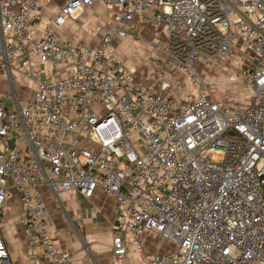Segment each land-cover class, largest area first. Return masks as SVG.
Returning <instances> with one entry per match:
<instances>
[{
	"label": "built area",
	"instance_id": "1",
	"mask_svg": "<svg viewBox=\"0 0 264 264\" xmlns=\"http://www.w3.org/2000/svg\"><path fill=\"white\" fill-rule=\"evenodd\" d=\"M97 3L110 17L98 44L56 33ZM42 7L0 0V62L12 82L16 69L35 84L25 101L0 95V207L19 201L33 263L73 264L54 242L46 188L115 198L117 264L131 249L146 264H264V0H67L47 20ZM136 19L163 54L158 87L112 49ZM226 57L253 94L244 105L218 101L198 72ZM171 70L195 93L170 95ZM146 232L173 249L147 251ZM0 264H13L1 227Z\"/></svg>",
	"mask_w": 264,
	"mask_h": 264
},
{
	"label": "crops",
	"instance_id": "2",
	"mask_svg": "<svg viewBox=\"0 0 264 264\" xmlns=\"http://www.w3.org/2000/svg\"><path fill=\"white\" fill-rule=\"evenodd\" d=\"M66 1L67 0H40L43 6L42 11L44 19L47 20L55 17L60 7ZM109 21L110 17L106 8L102 4L97 3L92 8L82 11L77 19L70 17L65 24L55 26L54 30L63 39H80L88 45H96L100 41V30L107 28L109 26ZM136 21L139 24L142 23L139 19L135 20V22ZM133 24L134 23H131L130 26H134ZM142 25L147 29L142 30L143 35L147 33V44L152 46L150 50L147 48L144 49V47L141 48L145 55L144 58L152 56L151 54L153 53H155L156 56L159 55V57L163 56L162 52L149 42L153 36V29L151 30L148 24ZM44 28L45 21L37 26L39 33H42ZM130 31L133 32L132 30ZM135 36H137V34H135ZM13 67L17 66L15 65ZM142 67L143 66H141L140 69L143 71V76H139L135 71L137 79L158 87L157 83L161 76L162 67L157 66L156 68L153 66L154 69L156 68L155 76L153 77H149L151 72L148 69L149 66L145 65L144 69ZM47 68L51 72H56L55 66H48ZM153 68L151 70H154ZM19 73V71L14 69L12 74L13 78H16ZM149 78L151 79L150 82H148ZM26 79L22 82L18 81V86L15 85V90L13 89V92H16L17 97L21 101H25L31 97L35 88L34 82ZM9 80L10 77L0 62V92L5 94L2 95L4 98L7 96L11 100L8 102L11 105L14 103L13 93L11 92V94L6 95V84ZM186 84L188 83L185 81V90L184 87L181 86L180 89L177 88L175 90L173 88L169 90L168 93L173 96H175L174 93L186 95V91L188 90L186 89ZM22 86L25 87V89L21 88ZM43 193L50 214V226L54 242L59 250L69 252L74 256L73 264H117L111 253L113 236L112 209L115 204V198L113 196L99 190L90 198L83 196L75 190L65 192L60 195L59 198L55 197V195L46 188H44ZM20 214L21 208L17 199L4 204L0 207V227L7 242L13 264H34L30 256L28 236L24 231V226L20 222ZM155 235L157 234L150 232L143 234L142 239L146 249L148 248L147 251L166 252L173 249L172 245L159 235H157L156 239H152V236ZM144 258L145 254L143 252L131 249L123 260V264H146Z\"/></svg>",
	"mask_w": 264,
	"mask_h": 264
},
{
	"label": "rangeland",
	"instance_id": "3",
	"mask_svg": "<svg viewBox=\"0 0 264 264\" xmlns=\"http://www.w3.org/2000/svg\"><path fill=\"white\" fill-rule=\"evenodd\" d=\"M132 23H134L133 24L134 26L131 27L129 25L127 27L128 30L133 31L131 32L132 36H135V34L141 36L143 35L142 30H147L145 26L142 25V24H146L144 22L139 24L137 21L136 22L134 21ZM148 25H149L148 27H150L152 30L153 29L152 26L150 24ZM146 36H147V33L141 36L144 39L141 42L137 41L135 37H130L128 39L121 40L113 44L112 49L120 58L125 60L126 63L132 69H134V71H136L139 76H143V71L140 69V67L143 66L142 68L144 69L145 68L144 66L146 65V66H149L148 69L149 71H151L149 77H153L155 76V71H156L155 69L157 68V66L162 67L164 64V61L162 59L158 61H154L153 56H156L155 53L151 54L152 56H147V58H144L145 55L142 52L141 48L144 47V49L147 48L148 50H150V48L152 47L150 44H147L148 36L147 37ZM15 65L16 63H13V66ZM153 66L156 68L154 69ZM197 67L199 70L198 72L202 74V76L204 77V80L208 83L210 91L218 99V101L220 102L221 101H226V102L231 101L233 103V106L235 107L236 104L244 105L248 103V99L253 96V94L248 90L246 85L242 84L237 79L236 68H235L233 57L232 58L226 57L224 59H218V60L214 59V60L202 61V62L197 63ZM152 68L154 70H151ZM15 79L17 80V83ZM15 79H14L15 81L13 80V82L11 80L7 81L6 95L11 94V92L13 93V88L18 86V81L22 82L23 80L26 79V76L20 72L19 74H17V77ZM166 79L171 82L170 90L173 88L175 90L177 88L180 89L181 86L184 87V90H185V81L188 83L186 84V89H188L186 91L187 92L186 95L185 94L179 95V94L174 93L176 97L173 95L172 96L176 99H180L187 95L194 94L196 91L194 90L191 84V81L189 80V77L185 76V74L171 70L167 73ZM150 80L151 79L149 78L148 82H150ZM21 88L25 89V87L23 86ZM0 93L1 95H5L2 92ZM5 99L7 102L11 101L7 96L5 97ZM15 142H16L15 139L10 140V143H9L10 146L14 147ZM156 238H157V235L152 236V239H156Z\"/></svg>",
	"mask_w": 264,
	"mask_h": 264
}]
</instances>
